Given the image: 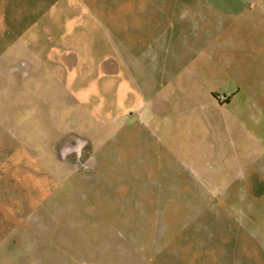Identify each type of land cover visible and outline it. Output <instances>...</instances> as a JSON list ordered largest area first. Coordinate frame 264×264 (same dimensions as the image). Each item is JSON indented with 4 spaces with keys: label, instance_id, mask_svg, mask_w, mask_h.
I'll use <instances>...</instances> for the list:
<instances>
[{
    "label": "rangeland",
    "instance_id": "374dc122",
    "mask_svg": "<svg viewBox=\"0 0 264 264\" xmlns=\"http://www.w3.org/2000/svg\"><path fill=\"white\" fill-rule=\"evenodd\" d=\"M139 7L0 0V264H264V60H217L235 53L218 29L235 13L205 6L169 13L160 54L182 59H160L157 79L128 50L103 73L121 42L145 54L161 18Z\"/></svg>",
    "mask_w": 264,
    "mask_h": 264
},
{
    "label": "crops",
    "instance_id": "0c3cea01",
    "mask_svg": "<svg viewBox=\"0 0 264 264\" xmlns=\"http://www.w3.org/2000/svg\"><path fill=\"white\" fill-rule=\"evenodd\" d=\"M125 2H129V3L131 2L134 5H138L141 7L143 11L146 9L150 11L152 9L151 6H157L156 9L160 13L161 21L159 26L157 24L155 28H153L152 25L148 26L149 30L147 31V33L150 36H149V41L147 42L148 43L147 48L144 51L145 54L141 52L140 53L134 52L136 49H138L136 48V46L138 45L134 44L133 46L130 42H126V41L121 42L122 44L120 43V45L124 50L122 52L117 53L116 54L117 56L109 57L104 60L102 66L104 67L102 68L103 73H106L108 75H115L117 73L118 75L122 65H124L125 63L124 52L128 50V56L130 61L133 60L132 61L133 66L135 65V67H142L147 69L150 72L149 75L151 77L153 76L154 79H157V76L159 74L158 72L160 71L158 64V61L160 59L161 60L163 59L164 61L165 60L168 61V59L171 57L174 58L175 60L182 59V57L180 56L181 54L178 53L179 51H175L172 56L169 55V57L167 56L166 58L164 57L162 58L160 54L161 47L158 46V37L161 38L162 34H164L163 37L167 36V39H169L170 38L169 35L171 33V32L169 33L170 31L169 28L173 27V23L171 21H168L171 18L169 13H173L176 10L177 11L182 10V12H186V11L199 12L202 11L204 8H206L205 6H207V8L211 11L212 10L216 12L229 11L231 13H235L231 17V20L228 23V27L227 25L224 26V28L222 25L218 27L221 33L223 29L230 28L229 40H230L231 50H234L235 53L232 54L231 52L230 55L220 56V58H218L217 60L222 61L223 59L224 63L226 65L228 64L231 69L240 66L242 63V66L243 65L245 66V70L247 71V73L248 71L254 72V70H259L262 68L257 62H255V60L258 62L260 60H264V0H230V4H222L219 2L215 4H205V6L202 0H193L192 3H189L188 0H125ZM191 5L192 7H190ZM160 28H162L161 29L162 33L160 32ZM220 38L221 37L216 36L215 41L219 40ZM21 43L25 44L26 42L23 41ZM131 51H133V53ZM45 56L46 54L45 55L38 54L32 58L30 55L25 57L22 56V58H20L21 63L16 62V64L13 63L10 65L11 76L16 74L18 76H22L23 78H25L26 76L30 75V66H31L29 62L30 59L42 60L43 58H45ZM56 56L58 57V60L59 59L61 60L62 58L66 59L67 56H70L69 58L74 59L77 62L76 54L74 50L72 52H69V54H65V55L63 54L61 55L57 53ZM212 57L214 58L216 65V61H217L216 58L213 55H208L209 60H211ZM113 64H116L117 66L116 70H110L106 68L109 65L113 66ZM60 65L61 64L57 63V66ZM43 66H44L43 64L38 66L37 71L42 73V75L44 76L45 75L52 76L54 82L56 81V78L61 76L62 71L60 69L57 70L55 67L54 68L49 67L50 69H48L49 70L48 72L40 71L43 69ZM73 66H76V64ZM173 72H174L173 70L170 71L169 75L170 76L173 75ZM10 82L12 81L10 80ZM118 82L120 81L118 80ZM262 89L264 90V87ZM233 96H234L233 93L228 95H222L217 98L216 102L219 104V106L226 105L228 103L233 102ZM151 102L153 103L150 104L151 109H153L154 107L158 109L159 107H162L163 104L165 103L163 99L158 97L153 101L151 100ZM256 181L263 183L264 178L255 180L254 183L255 185L252 184L253 187L256 186Z\"/></svg>",
    "mask_w": 264,
    "mask_h": 264
}]
</instances>
